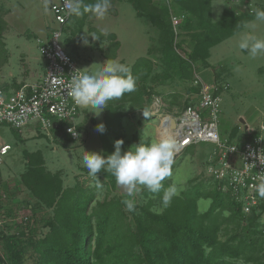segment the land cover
Returning a JSON list of instances; mask_svg holds the SVG:
<instances>
[{
    "label": "trees",
    "instance_id": "obj_1",
    "mask_svg": "<svg viewBox=\"0 0 264 264\" xmlns=\"http://www.w3.org/2000/svg\"><path fill=\"white\" fill-rule=\"evenodd\" d=\"M128 1L136 15L146 17L156 29V46H151L148 55L158 53L160 64L156 69L149 57H139L129 68L137 78L136 90L109 101L105 107V119L110 122L104 124V132H113L112 138L101 136L104 147L101 153L105 157L115 151V141L124 136L121 120L128 110L145 111L153 96L159 95L153 89L155 85L191 80L184 90L188 96L183 103L180 104L183 94L176 92L162 96V100L169 106L181 105L180 109L195 106L197 103L192 96L199 90V84L193 83L197 76L195 62L199 60L208 65L206 59L210 47L239 31L246 22L254 19L256 11L251 12L247 7L241 11L228 8L213 21L210 0H173L169 4L172 12L174 4L175 11L188 14L179 22L175 35L169 6L157 0ZM261 2L264 10L263 0ZM80 4L81 13L71 12L62 28L66 32L70 30L66 43L73 42L72 49H75L76 41L82 40L80 33L85 16L93 12L85 6L95 4V0H80ZM2 27L0 19V34ZM75 33H78L77 38ZM100 38L111 40L106 56L114 58L119 47L115 34L100 32ZM0 47L3 50L1 61L5 57L1 40ZM226 72L224 67H213V95L228 89V84L220 81ZM150 118V115L140 116L137 122ZM62 127L60 123L50 129L54 140L61 138ZM76 127L80 130L82 124L77 122ZM31 129L25 127L28 132ZM34 129L38 137L43 134L39 127ZM133 134L134 144L139 143L140 136L137 132ZM245 134L250 139L251 135ZM220 138L238 145L229 138ZM141 140L149 143L150 139ZM212 154L213 150L209 157H213ZM22 155L25 167L14 184L0 172V264H264V199L255 192L256 203L249 212L244 211L248 179L236 185L235 194L227 177L217 179L210 175L206 182L191 181L169 206L164 207L163 192L173 185L167 178L160 193H150L141 186V191L134 197L135 211L130 212L124 201L133 198L116 191V179L111 173L102 170L98 174L99 180L104 178L116 194L94 200L96 180L90 177L92 182L88 183L79 179L88 173L85 167L79 168L73 184L63 186L60 172L46 169L40 150H24ZM202 198L210 199V204L206 210L199 211L197 201Z\"/></svg>",
    "mask_w": 264,
    "mask_h": 264
},
{
    "label": "rangeland",
    "instance_id": "obj_2",
    "mask_svg": "<svg viewBox=\"0 0 264 264\" xmlns=\"http://www.w3.org/2000/svg\"><path fill=\"white\" fill-rule=\"evenodd\" d=\"M54 1L0 0V19L3 21L0 40L5 50V57L0 61L1 87L11 89L24 82H33L44 74L46 62L39 52L36 38H49L57 28L50 9ZM110 2L111 7L102 18L97 17L94 12L85 16L80 33L82 40L75 42V49L71 48L74 45L73 42L66 43L70 30L67 32L62 30L60 38L62 46L76 60L78 68L83 73L94 74L102 68L107 59L119 61L130 68L139 57L146 56L152 60L157 69L160 64L158 53L155 54V49H153L154 55H148V50L155 45L154 41L158 35L156 29L151 26L146 17L136 15L134 7L128 0H110ZM261 4V0H236V2L234 0H210V16L213 21H216L228 8L234 11L245 10L246 7L263 10ZM173 7V13L180 17L182 12L175 11L174 4ZM176 25L178 28L179 22ZM100 32L114 33L115 40L119 42V47L112 59L106 56L108 49L111 48V40L101 39ZM248 34L264 39V22L252 19L246 22L239 31L210 47L209 57L206 59L208 65L199 60L195 62L196 75L208 87H213L215 83L213 67H224L227 71L221 80L219 79L228 84V89H222L219 92L221 100L217 117L218 131L222 139L229 138L240 145L245 139H249V136L244 135L242 128L244 122H241L240 118L250 124L249 129L251 130L258 129L259 124L264 123V54L253 58L246 50L238 47L240 40ZM77 35L78 33H75L76 38ZM0 53H3L1 47ZM190 83L191 80L185 83L166 82L163 85H155L153 89H156L159 95L156 94L152 99L156 100L159 97L163 99L162 96L171 92L182 93L184 97L180 99L181 104L188 96L184 90ZM162 101L164 108L167 106L169 109L164 111L174 112L181 108V105L179 107L169 106L167 102ZM194 102L198 103V99ZM152 105L151 108L154 109L155 102ZM105 112L106 108L96 115L93 111L81 106L78 115V122L82 124L79 130L80 136L72 141L68 140L72 138L65 133H62L57 141L51 135L48 137L42 129L44 135L38 137L34 128L28 132L25 127L17 130L8 124H0V143L11 147L5 155L0 156L2 176L14 184L25 167L23 151L40 150L45 159L46 169L51 172L59 171L63 186L73 184L74 177L80 172L79 168L84 167L83 155L86 151L101 153L104 148L101 144V136L113 137L111 131L102 133L97 131L98 124L110 122L105 119ZM150 114L142 110H128V114L121 120L124 135L122 152L134 144L133 133L137 132L141 139L149 138V142L161 139L156 132L159 125L157 115L153 112ZM206 114V110L202 112L203 119ZM147 115L151 116L149 121L137 122V118ZM258 133L264 137V132ZM110 142L113 140L111 139ZM213 146L212 143L199 142L175 157L173 174L169 177L172 186L180 192L191 181H208L210 174L204 163L212 152ZM79 179L83 182H92L88 173L80 176ZM99 182L102 185L101 188H96L92 184L95 192L94 200L100 201L116 194V191L110 190L104 178H101ZM209 204L210 199L202 198L197 201L199 211L206 210Z\"/></svg>",
    "mask_w": 264,
    "mask_h": 264
},
{
    "label": "built area",
    "instance_id": "obj_3",
    "mask_svg": "<svg viewBox=\"0 0 264 264\" xmlns=\"http://www.w3.org/2000/svg\"><path fill=\"white\" fill-rule=\"evenodd\" d=\"M157 1L169 6L173 0ZM74 4L75 1L72 0H55L51 4L50 9L57 28L49 38H36L39 52L46 62L45 72L35 81L24 82L15 89L6 91L0 87V124L6 123L16 129L39 127L50 135V129L62 123L60 134L65 133L73 140L79 138L80 133L76 125L81 105H77L68 95V86L73 76L83 72L60 43L62 28L67 23L71 14L70 9ZM249 10L253 11L252 8ZM169 11L176 35L178 29L176 24L187 15L185 13H181L180 17L175 15L170 6ZM193 83L199 84V90L195 94L198 99L197 105L187 106L169 115L163 112L164 103L159 97L152 100L155 102L154 109L151 108L153 106L151 102L146 111L160 116L158 131L161 139L169 136L177 139L181 147L176 156L188 146L199 142L212 143L213 157H209L205 164L208 173L217 179L227 177L234 194L237 192L236 185L248 179L244 211L249 212L250 207L256 203L254 196L256 187L264 181V137L260 133L254 134V130L249 129L250 127L244 123L242 128L245 133L251 135L249 140L241 145L221 140L217 126L220 95H213L212 88L204 85L198 76ZM202 109L208 110L204 119L199 112ZM172 117L175 120L173 129L170 128ZM53 119L55 121L51 122ZM258 132H264V123L259 124ZM9 148V145L0 143V156L5 155Z\"/></svg>",
    "mask_w": 264,
    "mask_h": 264
},
{
    "label": "clouds",
    "instance_id": "obj_4",
    "mask_svg": "<svg viewBox=\"0 0 264 264\" xmlns=\"http://www.w3.org/2000/svg\"><path fill=\"white\" fill-rule=\"evenodd\" d=\"M87 7H90L97 17L102 18L111 7V2L110 0H97L95 4L85 6V8ZM70 11L76 15L81 13L80 0H77ZM254 19L257 22H264V10L257 9ZM238 47L241 50H246L251 57L255 58L264 54V39L248 34L240 40ZM136 79L125 64L107 59L102 68L94 74L82 73L73 76L68 86V95L77 105L84 106L99 115L109 101L119 99L126 93L135 91ZM193 97L197 99L195 95ZM165 109L167 106L163 107L164 113L172 114V112L164 111ZM156 117L159 123L160 116L157 115ZM171 119L174 120L173 117ZM240 121L246 123L243 120ZM253 130L258 132V129ZM69 131L72 130L69 129ZM97 131L104 132L105 125L103 123L98 124ZM156 132L159 134L158 128ZM123 143L122 139L116 140L114 143L115 151L107 157L100 152L86 151L83 155V166L88 170L89 176L96 180V188L102 187L98 174L102 170L111 173L117 184L130 197H133V199L124 201L126 209L131 212L135 211L134 197L141 191V186L153 194L161 192L164 188L163 181L173 174L175 157L181 146L175 137L170 136L149 143L140 139L139 143L131 145L122 152ZM256 192L261 199H264V181L257 185ZM178 195V189L175 186H169L163 192V206H169L173 198Z\"/></svg>",
    "mask_w": 264,
    "mask_h": 264
},
{
    "label": "water",
    "instance_id": "obj_5",
    "mask_svg": "<svg viewBox=\"0 0 264 264\" xmlns=\"http://www.w3.org/2000/svg\"><path fill=\"white\" fill-rule=\"evenodd\" d=\"M175 127V121L173 119L170 120V128H174ZM115 188H116V191L121 194V195H125V196H128L130 197L118 184L117 182L115 183ZM133 198V197H131Z\"/></svg>",
    "mask_w": 264,
    "mask_h": 264
},
{
    "label": "crops",
    "instance_id": "obj_6",
    "mask_svg": "<svg viewBox=\"0 0 264 264\" xmlns=\"http://www.w3.org/2000/svg\"><path fill=\"white\" fill-rule=\"evenodd\" d=\"M234 1L236 2V0H234ZM21 84H22V83H21ZM21 84H20V85H21ZM8 88H9V87H8ZM12 88H14V89H15V87H12ZM16 88H18V87H16ZM167 110H169V109L167 108ZM167 110H166V111H167ZM240 120H243V119H241V118H240ZM243 121H244V120H243ZM246 123H247V122H246ZM246 125H247V126H249L250 124H249V123H247Z\"/></svg>",
    "mask_w": 264,
    "mask_h": 264
}]
</instances>
